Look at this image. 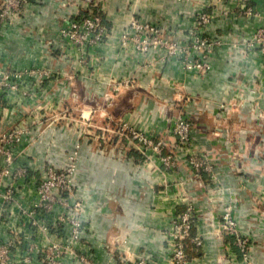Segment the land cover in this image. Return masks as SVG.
<instances>
[{"label": "crops", "instance_id": "obj_1", "mask_svg": "<svg viewBox=\"0 0 264 264\" xmlns=\"http://www.w3.org/2000/svg\"><path fill=\"white\" fill-rule=\"evenodd\" d=\"M62 1L28 0L17 19L1 26L0 79L4 72L32 68L52 75L31 97L21 92L32 84L29 77L17 90L0 87V101H6L0 104V132L24 127L17 161L29 166L31 176L48 163L65 164L79 143L74 181L86 254L98 264L139 258L169 264L165 230L175 212L192 204L198 213L192 233L204 242L190 250L188 264H240L220 222L229 206L239 232L249 238L250 263L264 264V60L244 44L264 5L250 0L258 15L245 20L230 0H102L109 37L80 64L72 47L63 54L58 33L62 16L80 3ZM201 8L213 12L210 29L222 38L206 74L184 68L176 56L121 44L133 15L183 39ZM180 111L192 123L194 151L208 165L199 173L185 152L175 168H163L154 155L144 159L130 140L114 132L103 140L94 130L108 121L112 130L128 124L160 137ZM36 200L34 187L17 191L0 217V237L27 223L24 209Z\"/></svg>", "mask_w": 264, "mask_h": 264}, {"label": "built area", "instance_id": "obj_2", "mask_svg": "<svg viewBox=\"0 0 264 264\" xmlns=\"http://www.w3.org/2000/svg\"><path fill=\"white\" fill-rule=\"evenodd\" d=\"M73 1V4L80 3L76 10L67 12L62 16L59 36L63 41V54L67 47H72L75 53L76 61L80 64H86L88 51L102 44L109 37V26L104 20L102 0H64ZM233 1L232 7L238 10L241 18L249 20L252 16H257L258 11H253L249 4L250 0H230ZM259 6L264 5V0H259ZM28 0H1L0 1V30L3 24L12 23L24 11V6ZM234 12L230 13V16ZM227 17V11L223 14ZM232 17V16H231ZM251 30L250 35L244 40L247 51L255 49L260 53L264 60V15L261 17ZM213 12L201 8L197 11L194 25L188 29L186 35L181 38H175L170 31L163 26L143 22L133 15L126 30L120 38L121 44L126 46L131 42L134 49L143 54L160 51L159 55L167 57H178L184 68L194 70L200 74H206L211 70L210 55L215 47L222 44L220 35L211 31V26L215 22ZM51 71L47 69H23L4 72L0 79V87L14 91L20 86L19 83L32 78V84L23 92L27 96H32L35 90L39 89L45 78L51 76ZM26 85V86H27ZM31 87V89H30ZM192 123L183 113L175 114L170 120V130L178 143L185 146L188 155V161L196 173L202 169L208 168L207 163L201 158L197 151H194L195 145L191 140ZM24 127L19 126L10 131L0 134V217L4 211H9V206L15 199L17 191L26 185L34 187L37 194V200L33 201L29 208L24 209L28 216L29 226H36L39 231L48 233L46 223H54L52 226L57 231L58 227L65 223H71L69 229L70 241L76 239L81 230L82 201L76 197L75 173L77 168V152L79 143L68 157V161L62 167H56L51 163L41 168L39 175H29L28 165L17 161L15 150L23 139ZM104 136L101 139H108V135L114 132L118 137L125 138L132 142V146L137 150L150 148L159 151L162 147V141L156 140L154 136L146 135L143 131L137 130L127 124L119 126L117 130H112L107 125L104 129ZM141 152V151H140ZM167 167L173 169L176 165L173 161L166 162ZM11 211V210H10ZM196 218V211L192 204H187L182 210L175 212L171 219V229L167 243H170L168 257L171 264H188V246L195 250L200 248L204 242L201 234H193L192 228ZM221 227L225 234L232 238V243L236 246L243 261L250 257L249 238L242 235L237 226L236 220L231 214L229 206L224 207L220 217ZM12 240V239H11ZM2 243L6 247L0 251V254H6L9 250L10 239H5ZM81 257V256H80ZM83 258V257H81ZM145 259H138L136 264H146Z\"/></svg>", "mask_w": 264, "mask_h": 264}, {"label": "rangeland", "instance_id": "obj_3", "mask_svg": "<svg viewBox=\"0 0 264 264\" xmlns=\"http://www.w3.org/2000/svg\"><path fill=\"white\" fill-rule=\"evenodd\" d=\"M0 104L5 105L6 101L1 100ZM108 124V121H102L99 125L95 124L96 126H100V128L95 127L94 130H100V136L102 137L104 136L103 129ZM16 127H19V125L10 127L6 131H1L0 134L10 131ZM85 133L86 132H84L83 134ZM25 134L26 132L23 133V135ZM91 134L93 133L91 132ZM97 136H99V134ZM155 138H157L156 140L162 141V147L159 149V151L154 152L150 148H142L140 150L141 152L139 150L138 152L144 156V159H149L151 155L156 156L160 159V165L163 168L167 167L166 162L168 161H173L177 166L178 155H181L180 151L185 153L187 152L185 150V146L180 142L178 143L177 139L174 137L173 133L170 130V126L169 131H167L165 135H161L160 137L156 136ZM171 139H174V142H172ZM15 155L16 157H18L17 150H15ZM53 165L56 166L55 164ZM62 166H64V164L56 167ZM40 171L41 169L39 170L38 175ZM197 216L198 213H196V218ZM46 224L49 227L48 233L39 231L36 226H29L28 223H17L16 226H14V228L12 229V236L5 238L0 237V251L6 247V244L2 243V241L7 238L10 239V248L7 251V255L0 254V264H98L95 260L92 259L91 255L86 254L84 245L79 240L81 230H79L78 237L73 241H70V236L68 235L71 223H65L64 225L58 227L57 231L52 226L54 223ZM170 230H172L171 226H168L165 230L166 239L169 238ZM226 236L230 237L228 234H226ZM167 244L168 250H170V243ZM190 250H194V248L188 246V257H190ZM115 254L118 255L117 252H114V255ZM80 256L83 258H81ZM119 258L121 259L120 255ZM240 258L242 260L240 264H251L250 257H248V259L244 261L241 255ZM167 259L169 264H171L170 258L167 257ZM190 259L191 257L189 258V261ZM137 262L138 259H133L131 261V264H136Z\"/></svg>", "mask_w": 264, "mask_h": 264}]
</instances>
